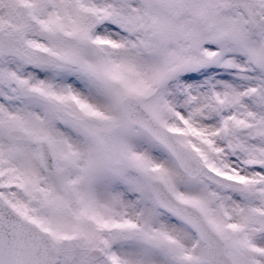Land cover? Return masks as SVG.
<instances>
[{
	"label": "snow or ice",
	"instance_id": "obj_1",
	"mask_svg": "<svg viewBox=\"0 0 264 264\" xmlns=\"http://www.w3.org/2000/svg\"><path fill=\"white\" fill-rule=\"evenodd\" d=\"M0 264H264V0H0Z\"/></svg>",
	"mask_w": 264,
	"mask_h": 264
}]
</instances>
